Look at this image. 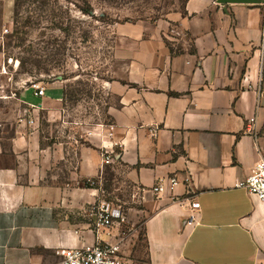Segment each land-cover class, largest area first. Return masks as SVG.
Masks as SVG:
<instances>
[{
    "label": "crops",
    "instance_id": "0c3cea01",
    "mask_svg": "<svg viewBox=\"0 0 264 264\" xmlns=\"http://www.w3.org/2000/svg\"><path fill=\"white\" fill-rule=\"evenodd\" d=\"M263 2L185 0L157 22L115 24L106 85L119 105L104 141L120 149L125 174L143 191V264H264V201L239 185L264 160ZM5 62L0 50V82ZM66 82L47 83L43 96L25 83L16 100L55 116ZM12 115L0 104V264H50L62 249L106 239L84 220L101 197L83 185L96 163L89 172L85 158L72 182L49 181L54 151ZM171 176L176 187L152 191ZM191 197L197 212L185 205Z\"/></svg>",
    "mask_w": 264,
    "mask_h": 264
},
{
    "label": "rangeland",
    "instance_id": "374dc122",
    "mask_svg": "<svg viewBox=\"0 0 264 264\" xmlns=\"http://www.w3.org/2000/svg\"><path fill=\"white\" fill-rule=\"evenodd\" d=\"M87 1L93 5V15L81 11L84 0H0V50L6 61L0 87L2 96L10 98L0 104L14 111L11 122H28L39 132L42 146L54 151V165L46 176L49 181L72 182L71 171L81 168L85 158L89 172L96 163V174H82L83 185L100 188L101 197L86 207L84 220L92 229L97 227L95 213L102 200L119 209L122 216L109 228L123 239L124 257L143 264L146 246L138 211L143 191L125 174L120 149L104 141L114 127L110 110L119 105L117 94L106 85L112 80L114 28L122 22H157L183 9L185 0ZM59 78L67 81L60 114L31 111L16 100L25 83L45 86ZM54 259L51 255L50 260Z\"/></svg>",
    "mask_w": 264,
    "mask_h": 264
},
{
    "label": "built area",
    "instance_id": "2783aa9c",
    "mask_svg": "<svg viewBox=\"0 0 264 264\" xmlns=\"http://www.w3.org/2000/svg\"><path fill=\"white\" fill-rule=\"evenodd\" d=\"M8 30L5 28L3 31L8 32ZM31 87L35 95L43 96L45 94V86L40 82H32ZM258 93L259 97L264 99V76L262 73L259 80ZM254 122L255 118L250 119L251 124ZM188 180L189 178L186 177L185 181ZM179 182L180 180L176 176L160 178L157 184L153 186L152 191L161 194L168 187H176ZM94 183V181H91V185ZM239 185L244 186L250 194L264 201V160L257 162L252 167L250 174ZM194 199L192 197L187 198L188 201L185 205L188 204L193 212H197L199 204ZM120 216L122 215L119 209L110 208V205L102 200L95 213L94 221L97 226L95 229L97 232L103 230L107 238L98 236L95 243L62 249L58 252L59 259L50 264H133L122 253L123 239H117L109 228Z\"/></svg>",
    "mask_w": 264,
    "mask_h": 264
},
{
    "label": "trees",
    "instance_id": "16d2710c",
    "mask_svg": "<svg viewBox=\"0 0 264 264\" xmlns=\"http://www.w3.org/2000/svg\"><path fill=\"white\" fill-rule=\"evenodd\" d=\"M18 1V0H17ZM20 1H24V0H19V2ZM84 3H85V6H83V7H80V9H81V11L83 12V13H87V14H90V15H93V13H94V9H93V5L91 4V2H89V1H87V0H84ZM22 64V63H21ZM67 91V90H66ZM67 94V93H66ZM66 94H65V96H66ZM64 96V97H65ZM65 99H66V97H65Z\"/></svg>",
    "mask_w": 264,
    "mask_h": 264
},
{
    "label": "water",
    "instance_id": "95a60500",
    "mask_svg": "<svg viewBox=\"0 0 264 264\" xmlns=\"http://www.w3.org/2000/svg\"><path fill=\"white\" fill-rule=\"evenodd\" d=\"M257 0H219L221 4H228V3H249L255 2Z\"/></svg>",
    "mask_w": 264,
    "mask_h": 264
}]
</instances>
